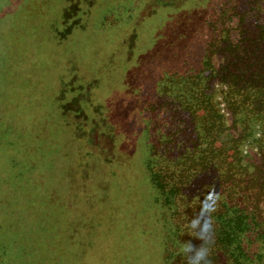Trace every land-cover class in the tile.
Here are the masks:
<instances>
[{
	"label": "rangeland",
	"instance_id": "374dc122",
	"mask_svg": "<svg viewBox=\"0 0 264 264\" xmlns=\"http://www.w3.org/2000/svg\"><path fill=\"white\" fill-rule=\"evenodd\" d=\"M237 5L263 17V0H0V264H195L151 176L184 120L163 78L209 68L229 148L224 58L204 61ZM253 131L239 150L257 161Z\"/></svg>",
	"mask_w": 264,
	"mask_h": 264
},
{
	"label": "trees",
	"instance_id": "16d2710c",
	"mask_svg": "<svg viewBox=\"0 0 264 264\" xmlns=\"http://www.w3.org/2000/svg\"><path fill=\"white\" fill-rule=\"evenodd\" d=\"M258 19V13L238 5L221 11L205 49V63L215 53L224 58L211 73L228 84L225 98L235 126H242L227 139L229 148L221 138L222 116L205 96L209 68L163 78L162 95L177 102L184 120L176 138L169 133L158 137L159 161L151 176L165 205L171 206L172 198L179 201L176 226L188 230L184 234L195 249L190 254L195 264H264V11ZM233 21L234 27L225 26ZM254 126L257 161L243 158L239 150ZM177 140L180 152L174 155ZM195 190H213L216 198L194 199Z\"/></svg>",
	"mask_w": 264,
	"mask_h": 264
}]
</instances>
